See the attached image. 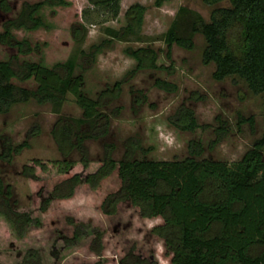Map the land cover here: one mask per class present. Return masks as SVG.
I'll return each mask as SVG.
<instances>
[{
	"label": "rangeland",
	"instance_id": "374dc122",
	"mask_svg": "<svg viewBox=\"0 0 264 264\" xmlns=\"http://www.w3.org/2000/svg\"><path fill=\"white\" fill-rule=\"evenodd\" d=\"M21 1L7 0L9 9L0 8V30L2 22L17 13ZM66 1L65 5L45 4L41 8L47 27L12 30L16 38H26L32 46L31 51L18 54V59L51 65L72 57L75 63L73 73L82 75L83 92L97 99L99 110L108 115L109 129L103 137L85 141L90 158L86 167L76 162L66 173H58L50 160L61 155L49 133L58 114L50 105L28 99L14 103L6 112L0 113V151L5 137H9L12 143L23 138L29 143L28 147L12 155L10 161L0 157V177L4 184L10 185V199H15L21 209L28 210L40 220V225L29 226L25 235L19 238L0 217V264H25L20 258L28 247L38 250L40 264L90 263L95 260H100L101 264H136L133 263L135 254L153 264H169L170 251L160 238L149 233V228L161 221L159 217H140L137 209L126 201L117 202L114 213L102 211L100 202L103 197L119 186L115 170L95 186L79 181L71 196L51 200L44 211L39 209L40 201L56 181L74 172L83 176L93 171L100 162L102 145L107 142L113 144L111 154L115 159L125 151L137 158H182L187 154L189 139L198 140L203 146L197 158L237 159L264 129V92L252 93L235 75L219 80L212 78L213 64L201 62L204 39L199 33L193 34L191 49L173 44L171 59L164 55L162 33L172 20L178 32L185 34L192 15L190 11L198 12L208 20L210 9L228 6L226 0L211 5L200 0H166L160 6H155L153 0H120L118 13L112 19H105L107 17L92 9L87 0ZM133 3L144 8L139 31L142 40L110 39L103 42L108 35L102 28L123 26L125 11ZM180 7L186 11L179 10ZM99 43V51L91 56V45ZM145 45L156 51L157 66L128 73L134 59L125 49ZM14 52L15 48L0 43V59H7ZM155 78L174 83L175 89L157 88L153 84ZM116 80H121L119 89L109 90ZM12 82L34 87L32 79L20 81L12 78ZM181 103L194 111L198 126L191 131L180 130L168 120ZM80 113L72 96L66 94L59 114L77 118ZM239 114L252 115V128L247 121L236 124ZM219 124L226 126V132L209 147V141L215 136L214 128ZM36 130L38 132L30 135L29 132ZM262 155L264 158V147ZM69 156L76 158L77 153L72 151ZM33 158L44 162L45 169L35 165V176H24L21 166L32 164ZM75 223L96 227L101 231L99 241L87 234L76 243L65 245L62 236L70 235ZM27 259L35 264L34 256L29 255Z\"/></svg>",
	"mask_w": 264,
	"mask_h": 264
},
{
	"label": "trees",
	"instance_id": "16d2710c",
	"mask_svg": "<svg viewBox=\"0 0 264 264\" xmlns=\"http://www.w3.org/2000/svg\"><path fill=\"white\" fill-rule=\"evenodd\" d=\"M92 9L103 13L105 19L114 18L119 10L120 0H87ZM166 0H153L160 6ZM211 5L221 0H200ZM228 6H214L208 13V20L195 11L187 22V33H179L174 20L162 33L164 55L171 59L173 44L191 49L193 34L204 39L201 62L212 63V78L219 80L235 75L242 79L254 94L264 92V0H226ZM45 4L65 5L66 0H23L17 13L2 22L0 43L15 48L7 59H0V113L17 102L33 99L39 104L48 103L57 117L49 133L61 157L50 160L56 172L66 173L76 162L86 167L90 161L87 139L103 137L109 129V117L98 108V100L86 95L82 88V75L73 73L74 60L68 57L46 65L40 61L18 59V54L32 50L26 38H16L13 29L33 30L47 27L40 10ZM0 8L8 10L7 0H0ZM143 5L133 3L125 11L126 22L120 28L104 26L110 39L123 41L142 40L140 25ZM179 10L186 11L180 7ZM189 11V10H188ZM83 10V16H86ZM102 14V15H103ZM101 43L91 45L92 56ZM125 52L134 59L128 70L133 73L141 68L156 67V51L148 45L127 47ZM12 78L23 81L32 79L34 87L12 82ZM121 80H116L109 90H118ZM153 84L162 90L175 89L174 83L155 78ZM70 94L80 108V117L59 114L62 103ZM217 117V116H216ZM169 122L180 130L191 131L198 126L194 111L181 103L168 117ZM247 121L252 128V115H238L236 124ZM82 127H85L82 129ZM226 126L214 128L215 136L209 141L212 147L226 132ZM38 132H29L30 135ZM29 143L23 138L12 143L9 137L2 141L0 157L10 161ZM264 129L239 158L226 161L206 157L197 158L203 150L198 140L189 139L187 154L182 158L151 159L124 154L115 159L112 143H103L102 155L97 167L83 176L74 172L51 186L39 204L44 211L51 200L71 196L75 185L83 181L95 186L103 177L115 170L119 179L118 188L107 193L100 206L106 214L114 213L119 201H126L137 209L144 218L159 217L160 222L149 228V233L160 238L170 251L169 264H264ZM75 151L76 158L69 154ZM45 169V163L37 158L32 164H22L21 173L34 177V166ZM9 184L0 177V217L9 225L16 237L25 235L29 226L40 225L37 216L21 209L15 199H10ZM68 222L72 220L68 218ZM70 235L62 236L65 245H72L78 239L91 234L97 242L101 231L83 223L72 225ZM34 256L35 264L41 257L36 248L28 247L21 255V262L32 264L27 259ZM136 264H153L145 258L134 255ZM101 264L100 260L84 263Z\"/></svg>",
	"mask_w": 264,
	"mask_h": 264
}]
</instances>
